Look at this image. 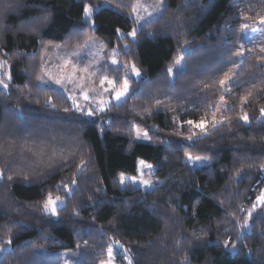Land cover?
I'll return each instance as SVG.
<instances>
[{"label": "trees", "instance_id": "1", "mask_svg": "<svg viewBox=\"0 0 264 264\" xmlns=\"http://www.w3.org/2000/svg\"><path fill=\"white\" fill-rule=\"evenodd\" d=\"M134 1L25 0L8 17L17 29L49 20L38 34L14 30L0 43L13 75L0 88V247L9 249L0 264H99L110 245L118 261L125 250L132 264H185L184 256L186 264H264V210L258 206L249 228L233 222H243L264 185V61L248 47L249 31H240L264 16V0H164V16L139 25L129 15ZM133 27L135 40L127 36ZM89 36L104 47L97 79L122 74L125 62L142 71L126 98L91 117L72 109L63 90L35 81L60 64L55 52L70 55ZM241 44L245 55L236 57ZM177 56L183 66L169 76ZM229 69L235 75L223 91L218 81ZM220 102L230 118L222 126L205 134L185 123L211 118ZM138 129L150 139L136 140ZM186 154L210 162L192 166ZM139 158L155 167L149 190L120 183L121 173L136 174ZM49 193L63 200L56 216L42 211Z\"/></svg>", "mask_w": 264, "mask_h": 264}, {"label": "snow or ice", "instance_id": "2", "mask_svg": "<svg viewBox=\"0 0 264 264\" xmlns=\"http://www.w3.org/2000/svg\"><path fill=\"white\" fill-rule=\"evenodd\" d=\"M25 6V0H0V43L3 42L4 38L11 32H13L14 30H19V31H28V32H33V33H40L42 27L48 23L49 20V16L48 15H42L41 17L37 18L34 22H32L31 24L28 25H21L19 26V28L17 29L15 26L10 25L7 23L8 17L11 14H19V12L21 11V9ZM150 7L152 8V12H149L148 15L151 16L152 13H157L160 17L164 16V13L167 11V8L164 4V0H158L157 3H154L152 5H150ZM141 8V5L139 4V2H137L136 4H134L131 8V12L129 13L130 16L134 15V20L135 23L137 25H139L141 23L142 20H144V17L142 15H139V10ZM145 11H147V9H145ZM83 12L86 16H90L92 13V8L85 4L83 7ZM246 20L248 18H245ZM258 26H264V16H261L258 20V22H255ZM256 30V28H254L253 24H249L247 22L245 23H241L240 24V31L241 32H245L246 30ZM261 31H264V28H260ZM117 33H121V29L117 28L116 29ZM137 33H138V29L136 27H133L131 31H129L127 33V36H130L133 38V40L136 39L137 37ZM41 39H43V37H41ZM95 41L93 40L92 37H87L85 43L86 44H92ZM78 47H82L79 46ZM128 45L125 44L124 48H127ZM251 52V50H249ZM117 49L113 48L112 50V56H111V63L113 65L119 64V61L115 58V56L117 55ZM233 55H235L236 57H242L245 55V49L243 44L240 45V47L234 51ZM182 56H177L174 60V66L175 67H182ZM257 59L264 61V45H261L259 47V53L257 54ZM73 62L72 60H65L64 61V65L68 66V65H72ZM234 67H238V65H235ZM123 69H124V75L122 77L119 76V71H117V76L115 78H109L107 75H103L99 78V83L103 89L102 92L96 93V95H94L92 97V102L94 103V106L92 103H90L87 106H81L77 99L75 97H70V99L72 100V109H74L75 111L81 113L82 115H87L89 117L93 116L94 114H96L97 112H104L110 105V100L108 99H104L103 96L104 94H108L110 96L111 100H115L117 102L121 101L122 99L126 98L131 90V79L130 77L134 76V77H141L142 76V71L140 68L137 67L135 62L132 63H127L125 62L123 64ZM174 71V67L173 66H169L167 68V74L169 76H171L173 74ZM77 72H82L85 75L81 76V77H77ZM24 74L25 76H27V69L24 70ZM97 73L95 71H90V67L89 66H85L83 68H76L73 65V71L71 73L70 76H65V75H61L59 77H54L51 73H47L44 72L43 68L41 70V74H37L35 76V81L37 82V86L39 84H48L49 82L51 83H55L56 85H60L61 87L65 88V91H67L66 88V83H73L76 84L78 87L81 86L80 82L86 80V79H91L92 77L96 76ZM235 75V72L233 69H229L228 71L223 73V76L221 79H219L218 84L220 86V89L223 91H229L230 89L227 87V85H229V83L232 81L233 76ZM47 77V78H46ZM13 81V75L11 73V71L9 70V67L7 65V62L5 60H0V88L3 89H8L10 83ZM105 85H107L105 87ZM205 88L210 87V85L205 84L204 85ZM27 89V91L25 92L24 90ZM82 94H83V99L85 101H89L90 97H89V93L87 90H84V88H81ZM93 92H95V89H92ZM21 92L25 95V97H29L31 95L32 92V88L28 85L25 84L23 85V87L21 88ZM96 96H99L100 98L97 100ZM252 96V92H248L245 96L241 97V107L244 106V104H246L249 101V97ZM221 100H223V97H221ZM40 101L37 100V103H39ZM45 103L47 104H51L52 107H55L56 105L52 102L51 97H49ZM156 104L159 105L161 104L160 100H156ZM118 106V105H117ZM68 107L63 108L64 112H69L70 110H72ZM145 112H150V109L145 108L144 109ZM221 112V109L218 107L215 111L212 112V116H211V120L209 121L208 119H206V115L202 116L200 118L199 121H193V120H187L185 123L189 126L194 127L195 129H199L201 130L202 133H207V125H211V127L216 128L217 126H222L224 123H226L230 118L227 115H224L223 113H221V115H219V117H217V113ZM259 112H260V116L264 117V107H260L259 108ZM239 119L242 120L245 124L249 123V115L247 112H243L242 115L239 116ZM138 139H150V137L148 136L147 132H144L142 135H139L137 137ZM188 140H192L193 136L189 135L186 137ZM31 151V149L29 150ZM188 160L190 161H199L201 159V157L196 156L193 157L190 154H186ZM141 165H144L145 162L144 161H140ZM148 168H151V165H147ZM260 168L262 170H264V163L260 164ZM3 170L0 169V178H3ZM120 183L124 184L126 177L123 173L120 174ZM8 180L11 181L13 180L12 176H8ZM24 180L25 182L29 181V177L28 176H24ZM132 181L135 183L136 182V178L133 177ZM140 183L148 186L151 184L150 181L148 180H140ZM76 180L74 179L72 181V184H75ZM65 189L67 191H71V189L67 186L64 185ZM58 203H63V200L57 196L55 198H53L52 194L49 193L46 197V199L44 200V203L42 204V211L43 213L49 214L51 216H56L57 215V205ZM259 207H261L262 210H264V189L260 190V194L256 197L255 201L252 202L251 207L248 209L247 211V215L244 218L243 222L241 223L239 220H233L234 223H236L240 228L244 229V228H249V223H250V219L253 217V213L254 211H256V209ZM243 210V209H241ZM251 229H249L250 231ZM5 243L7 244H11L12 243V238L9 237ZM85 244H87V241L84 242ZM114 244L117 246H121L119 245V241H114ZM229 241H225V245H228ZM77 247H79V245H77ZM122 247V246H121ZM234 247V245H233ZM0 251H9L8 248H3L0 247ZM68 251L70 250H66L65 255H67ZM125 259H127V256L124 257ZM183 260L186 264V262L188 261V257L184 256ZM64 264H70V262L66 259ZM99 264H114V257H113V252H112V246L110 245L108 248V253H107V257L105 259H101L99 261ZM128 264H132V261L129 260Z\"/></svg>", "mask_w": 264, "mask_h": 264}, {"label": "rangeland", "instance_id": "3", "mask_svg": "<svg viewBox=\"0 0 264 264\" xmlns=\"http://www.w3.org/2000/svg\"><path fill=\"white\" fill-rule=\"evenodd\" d=\"M137 2H139V4L141 5V8H140L138 14L142 15L144 17V20H142L140 24H143V23L149 21L151 18H153L156 15H158L157 13H154V12L152 13L151 16L148 15L149 12H152V8L150 7V5H152L154 3H157L158 0H135L134 4H136ZM145 9H147V11H145ZM84 17L89 18L90 16H86L84 14ZM253 26H254V28H256V30H252V29L248 30L249 33H247V35L249 37V40L247 41V45H248V47L250 49H256V48L259 49V47L261 45H263V43H264V31L260 30V28H264V26H258L256 23H253ZM92 38L95 41L94 43L86 44L84 42L81 45L82 47H77L74 51H72V53L70 55H64L63 56V55H61L59 53V51L55 52L53 59L55 60V58L62 57V60H61L59 65H57L54 68H48L46 72L47 73H51L54 77H59L61 75L70 76L72 71H73V65L76 68H78V69L79 68H83L85 66H89L90 67V71H95L94 67L98 66L99 61H100L99 58L102 55V50H104V47L101 44L99 39H97L95 37H92ZM98 59H99V61H98ZM65 60H72L73 64L65 66L64 65V61ZM173 67H174L173 74L175 73L176 69H179V70L181 69V67H175L174 65H173ZM173 74L171 76H173ZM84 75L85 74L82 73V72H77V77H81V76H84ZM123 75H124V72L122 74H119L120 77H122ZM113 78H115V77H113ZM131 78H137V77L132 76V77H130V79ZM80 84H81V86L78 87L76 84L66 83L65 86L67 88V91H65V88L61 87L60 85H56L55 83H51V82L48 83V85H51V86H54V87H56V88H58L60 90H63L69 97H75L77 99L78 103L81 106H87L90 103H92L93 106H94V103L92 102V97L94 95H96V93H99V92L103 91V89H102V87H101V85L99 83V79H97V77L94 76L91 79H86V80L80 82ZM106 86L107 85H105V87ZM82 87L84 88V90L88 91L89 97H90L89 101H85L83 99V94H82V91H81ZM92 89H95L96 91L93 92ZM96 98L98 100L100 97L96 96ZM103 98L110 100V102L111 101H115V100H111L110 96L108 94H106V93L104 94ZM115 102H117V101H115ZM218 107L221 109V112L217 113V117H219V115H221V113L224 112L225 104L223 102H220L218 104V106L216 107V109ZM206 119H208L209 121L211 120V118H206ZM199 120L200 119L193 120V121H199ZM209 126H210V124L207 125V128ZM195 130L201 132V130H199V129H195ZM144 132H146V131L145 130H140V129L136 130L135 139L138 140V141H148V139H138L137 138L139 135H142ZM193 157H196V156H193ZM140 161H144L145 164L141 165ZM184 161L189 163V164H191L192 166H201L204 163H209L210 162V160L208 158H201L199 161H190V160H188L187 155L184 157ZM147 165H151V168H148ZM154 169H155V167H154L153 164L145 161L144 159L139 158L137 160L136 174L135 175H126V174H124L125 177H126L125 183H130L131 185H133L135 187H140V188H142L144 190H149L158 181L155 178V176L153 175ZM263 174H264V170H263ZM133 177L136 178V182L135 183L132 181ZM140 180H148V181L151 182V184L146 186V185L140 183L139 182ZM261 189H264V185L262 186ZM259 194H260V192H259ZM55 197H57V196H53V198H55ZM255 199H254V201H255ZM60 205H61V203H58L57 208ZM113 244L114 243H112V245ZM112 252H113V257H114V264H128L129 258H128L125 250H119V254H121L122 261H118L116 259L115 251L112 250ZM2 253H3V251H0V255ZM125 256H127V259L124 258Z\"/></svg>", "mask_w": 264, "mask_h": 264}]
</instances>
